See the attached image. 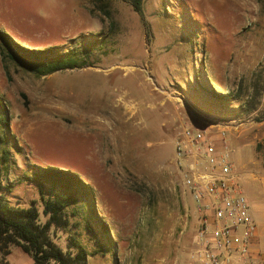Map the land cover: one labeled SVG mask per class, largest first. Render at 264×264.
I'll return each mask as SVG.
<instances>
[{"label":"rangeland","instance_id":"1","mask_svg":"<svg viewBox=\"0 0 264 264\" xmlns=\"http://www.w3.org/2000/svg\"><path fill=\"white\" fill-rule=\"evenodd\" d=\"M0 8L2 32L23 49L1 43L4 198L42 212L33 174L71 171L87 192L67 209L66 227L49 228L56 245L76 238L88 264H196L199 220L175 141L185 123L218 120L240 181L248 161L258 167L249 173L264 166V0H144L141 13L125 0H0ZM10 51L69 58L39 75ZM9 251L0 264L17 263L21 249Z\"/></svg>","mask_w":264,"mask_h":264},{"label":"built area","instance_id":"2","mask_svg":"<svg viewBox=\"0 0 264 264\" xmlns=\"http://www.w3.org/2000/svg\"><path fill=\"white\" fill-rule=\"evenodd\" d=\"M226 125L218 120L185 123L175 141L183 192L191 198L199 220L196 264H247L250 240L257 230L235 170ZM236 227L245 230L237 244L232 235Z\"/></svg>","mask_w":264,"mask_h":264},{"label":"trees","instance_id":"3","mask_svg":"<svg viewBox=\"0 0 264 264\" xmlns=\"http://www.w3.org/2000/svg\"><path fill=\"white\" fill-rule=\"evenodd\" d=\"M130 2L137 13H141L144 0H125ZM8 44L11 48L20 50L21 47L6 33L0 31V55L5 56V50L1 43ZM23 50V49H21ZM45 51H27L22 55L10 51L7 56L13 61L24 65L29 71L39 75H47L67 67L64 61L69 58V53L56 57H43ZM8 125L7 108L0 96V128ZM5 137L0 133V144ZM2 160H8V153L2 151ZM0 170V183L2 180ZM33 181L37 184L42 201V212L36 206L23 208L11 205L1 193L0 185V255L8 256L9 248L17 246L28 255L32 264H88L87 251L76 238L70 237L64 248L55 244L49 235V228L54 225L64 228L68 225L67 209L86 196L82 189V182L78 176L67 170L47 168L41 173H34ZM40 214L46 218L42 223ZM89 227V226H87ZM91 231V229H88Z\"/></svg>","mask_w":264,"mask_h":264},{"label":"crops","instance_id":"4","mask_svg":"<svg viewBox=\"0 0 264 264\" xmlns=\"http://www.w3.org/2000/svg\"><path fill=\"white\" fill-rule=\"evenodd\" d=\"M4 17L6 16H4L0 8V19ZM0 30L4 31V28L1 25ZM248 163L245 164V169L248 170V172L243 175V178H241V188L250 204V212L256 223L257 230L255 236L250 240L246 263L264 264V166H259L260 169L257 174L252 172L249 173L250 169L258 167H251L250 161H248ZM244 234L245 230L243 227H236L232 231L233 240L236 244L242 241ZM17 258L16 264H32L30 257L23 252ZM233 259L235 261L238 260L237 257H234ZM239 264L243 263L239 262Z\"/></svg>","mask_w":264,"mask_h":264},{"label":"bare ground","instance_id":"5","mask_svg":"<svg viewBox=\"0 0 264 264\" xmlns=\"http://www.w3.org/2000/svg\"><path fill=\"white\" fill-rule=\"evenodd\" d=\"M121 69H123V71H127L129 68L127 67H121ZM118 102L120 103V105L124 108V111H125V115H133L134 114V107L131 103H127L125 101H123L122 99H119ZM75 131V130H74ZM78 132V131H77ZM76 132V133H77ZM71 133H73V130L71 131ZM70 133V134H71ZM75 134V133H74ZM72 135V134H71ZM80 146V145H79Z\"/></svg>","mask_w":264,"mask_h":264},{"label":"water","instance_id":"6","mask_svg":"<svg viewBox=\"0 0 264 264\" xmlns=\"http://www.w3.org/2000/svg\"><path fill=\"white\" fill-rule=\"evenodd\" d=\"M196 124H201L202 123V120L201 119H194Z\"/></svg>","mask_w":264,"mask_h":264}]
</instances>
